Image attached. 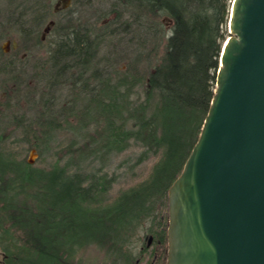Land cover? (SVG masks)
Masks as SVG:
<instances>
[{"label":"trees","instance_id":"trees-1","mask_svg":"<svg viewBox=\"0 0 264 264\" xmlns=\"http://www.w3.org/2000/svg\"><path fill=\"white\" fill-rule=\"evenodd\" d=\"M44 1L38 0L42 12L34 20L36 27L54 23L49 58L39 68L53 97L42 99L34 150L44 156L45 143L62 130L88 143L72 142L49 170L0 149L2 263L80 264L78 254L95 247L108 264H139L148 239L138 255V233L149 223L147 238L161 243L165 258L168 192L208 115L233 0H117L111 23L123 27L127 50L105 71L98 65L104 39L79 17L65 25L48 21L51 6ZM23 31L29 51L46 42L45 31L40 38L39 30ZM14 65L3 63L0 73ZM61 86L70 88V97L59 105ZM132 141L144 148L138 163L161 159L146 182L104 205L116 178L82 166L90 160L104 166Z\"/></svg>","mask_w":264,"mask_h":264},{"label":"water","instance_id":"water-1","mask_svg":"<svg viewBox=\"0 0 264 264\" xmlns=\"http://www.w3.org/2000/svg\"><path fill=\"white\" fill-rule=\"evenodd\" d=\"M228 29L208 115L168 192L166 264H264V0H233Z\"/></svg>","mask_w":264,"mask_h":264},{"label":"rangeland","instance_id":"rangeland-1","mask_svg":"<svg viewBox=\"0 0 264 264\" xmlns=\"http://www.w3.org/2000/svg\"><path fill=\"white\" fill-rule=\"evenodd\" d=\"M37 2L38 0H0V51L5 49L7 41H11L8 49H5L2 55L0 54V69L3 63L12 61L15 63L13 72L0 73V149L10 158L32 159L35 167L49 170L57 164L58 159L64 156L61 155V151H64L72 142L77 141L84 145L88 143V140L75 135L72 131L62 130L54 134L49 143H45L47 152L44 156H39L38 152L33 154L35 137L36 135L41 137L36 131V122L41 111L42 99L48 100L53 97V93L49 94L46 87V73L41 75L42 71H40L41 65L49 58L51 34L46 35L44 44L31 51L23 48H28L29 45L23 30L32 28L39 30L40 38L48 29V24L36 27L35 14L37 11L42 12ZM116 2L117 0L44 1L51 6L48 10V21L65 25L72 16L79 17L82 21L89 23L94 32L104 39L98 64L99 69L104 71L108 69V65L114 64L118 58L125 55L127 50L123 27L118 22L111 23L116 18V14L112 11ZM102 17L104 19H101ZM115 29V33H112L111 31ZM229 36L228 29L227 38ZM20 44H22L21 47ZM119 66L122 70L126 68L124 61H121ZM38 73H40L39 76H36ZM68 97H70V88L61 86L56 92L57 103L60 105ZM143 152L144 148L132 141L123 152L113 155L106 165L90 160L82 166V170L86 173L101 171L109 177L116 178L109 192L103 196L104 205L114 203L122 193L150 178L154 167L161 159V154L151 155L138 163L137 160ZM67 159L65 158L61 164L64 165ZM149 228L150 223L138 233L140 240L136 245L138 255L148 239ZM152 249L147 250L140 257V264L149 263L152 259V253H150ZM2 256L0 251V264L3 262ZM109 261L105 253L95 247L84 249L78 254L76 260L80 264H108Z\"/></svg>","mask_w":264,"mask_h":264},{"label":"flooded vegetation","instance_id":"flooded-vegetation-1","mask_svg":"<svg viewBox=\"0 0 264 264\" xmlns=\"http://www.w3.org/2000/svg\"><path fill=\"white\" fill-rule=\"evenodd\" d=\"M49 33V32H48ZM47 32H45V35H48ZM45 38V36L43 37ZM11 44V41H7ZM8 49V48H7ZM6 49V50H7ZM3 52L5 51V49L2 50ZM152 239V240H151ZM151 240V242H150ZM167 244H168V240H167ZM147 250H150L152 248V251L150 253H152V259L149 261L148 264H166L167 263V258H168V249L166 251V257H162L161 256V252L159 251V248L161 247V243H159V241H155V239L153 237L148 238V246H147ZM152 247V248H151ZM141 262V261H140ZM139 262V264H140ZM3 264V263H2Z\"/></svg>","mask_w":264,"mask_h":264}]
</instances>
